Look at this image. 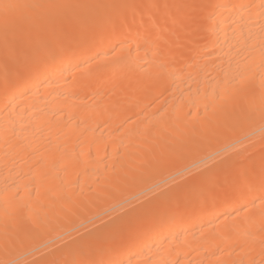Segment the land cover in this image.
Listing matches in <instances>:
<instances>
[{"label":"bare ground","instance_id":"1","mask_svg":"<svg viewBox=\"0 0 264 264\" xmlns=\"http://www.w3.org/2000/svg\"><path fill=\"white\" fill-rule=\"evenodd\" d=\"M135 1L0 0V223L6 219L29 233V223L41 229L72 205L71 188L75 192L91 182L101 195L112 175L102 171L103 158L109 164L115 159L116 173L130 161L131 150L119 144L128 140H121L124 136L140 145L139 137L156 135L170 122L194 125L209 112L213 121L206 129L245 111L264 117V0H208L194 18L185 14L194 13L188 4L203 0H162L160 7L144 0L138 9ZM164 5L166 17H148L150 8ZM187 18L202 22L190 30ZM188 27L183 35L198 37L188 40L193 48L175 39ZM179 43L189 47L172 49ZM164 90L168 95L157 109L122 126L106 122L120 109L138 110ZM252 167L247 186L237 185L226 201L215 197L201 221L185 210L175 213L172 206L168 218L157 212L148 224L129 231L123 243L103 246L104 254L99 247V256L87 248L80 258L68 254L59 264H264V173ZM225 202L243 206L222 212Z\"/></svg>","mask_w":264,"mask_h":264},{"label":"rangeland","instance_id":"2","mask_svg":"<svg viewBox=\"0 0 264 264\" xmlns=\"http://www.w3.org/2000/svg\"><path fill=\"white\" fill-rule=\"evenodd\" d=\"M143 1L144 0H136L134 7L137 5L136 7L138 9L140 5L145 3ZM155 1H157L156 6L159 5L160 7L162 0H154V2ZM165 1L168 2L169 0ZM172 1L173 0H171V2ZM182 1L184 2V0H181V2ZM207 1L208 0H203L200 4H188L190 7L195 8L193 9L194 13H191L190 11L191 14H185L187 16L190 15V17H192L193 14H196L195 16H199L200 14L197 15L198 12H196V8L203 9V3H206ZM154 2L153 5H155ZM158 2L160 3L158 4ZM186 3L188 2H185V4ZM173 4L170 3L171 8L174 10L172 6ZM165 6L166 5L161 6V9L158 10H156V7L154 9L150 8L152 12H149L148 17L153 16L154 13H158L154 16H158V20H162L161 17H166L169 13L168 7L166 9L167 12L165 11L167 13L166 15L164 11H162L163 8H166ZM180 6H178L177 9ZM184 6L185 5H183V7ZM132 9L131 14L133 15L134 10L137 9ZM180 12L184 14L185 11L180 10ZM136 14L134 13V15ZM141 14L144 15L143 17H147V14ZM174 14L176 15V13ZM185 14L183 17H185ZM194 15L192 18H194ZM190 19L191 18L188 19L190 30H192V25L193 27H196L200 22H202L200 20V22L197 23V20L200 19L197 18V20L193 21V19L192 23H190ZM168 21H165V23L167 24ZM168 23L170 24V22ZM189 27L187 30L182 29L185 31L179 30L178 33H176V31V34H174L178 37L175 38L174 36V38H178L177 40L181 39L180 41H185L184 43L187 41L189 45L193 44L191 42L192 40H198L197 33L195 34L194 32H191V36L183 35L186 33L188 34ZM166 29L168 30V28ZM102 30H105V28L98 30L97 34H99ZM172 30H170L171 33ZM185 36L188 38L187 40H185ZM189 39L191 40L190 42L188 41ZM174 45H172V49L175 50L181 47H189L187 44L179 47L178 45H180V43ZM191 47L193 48L196 46ZM142 89L144 88H141V90ZM167 95L168 91H157L156 94L151 96V98L149 97L150 99L148 98L153 102L147 99L144 103L146 105L140 106L138 110L131 111L132 113H130L127 109L124 111H121L120 109V113L118 114L119 116L121 115L120 119L119 116L116 115L115 117H109L106 122L109 124L111 123L114 126L125 125L127 121H132L138 116V114L140 115L141 113H145L146 110H154L158 107V102L164 99ZM124 104L125 103L122 104V107ZM201 113L202 112L198 111V115H201L199 116L200 118L204 116L201 118L202 121L197 123L198 120L196 119L194 120V122H196L194 125L192 122L188 123L187 121L185 122L186 124H183L182 122L183 125L178 127L180 123L170 122L167 124L169 127L171 126L170 128L166 127L167 125L161 127L160 131H158L162 132L161 134L157 132L155 135V131H153L154 133L150 132L153 135L148 133L149 136L152 135L153 137L151 136L148 139H145L147 141L144 140V137L146 136L147 138L148 134L141 136L143 137L142 139L139 135H137V137L140 138H138L139 141H141L140 145L137 144L139 142L136 138H133L135 141L137 140L136 143H133L134 140L129 143L128 141L132 138L129 139L127 135V137L124 136L121 140L128 138V140H124L127 141V144L124 141L119 144L122 148H126L125 150L128 153L131 150L132 153L128 160H130L132 164H129L130 161L126 162L125 170H123L124 168L119 169L120 172L117 170L116 173L113 169L115 167V159L112 161L109 160L111 163L109 164L107 163L108 160L106 161L105 158H103V163H105L106 166L108 164L107 167H110V169L105 167L104 164V167L107 169H104L103 167L102 171L105 170L106 172L107 170V174L109 173V170L110 172L112 171L111 178H107V182L109 183V185H107L108 188L105 186L104 190L101 192L103 195H99L97 194L99 192L96 193V191H94L95 189L91 186V182H89L90 186L85 184L84 189V186H76L77 190L75 187V192H73L74 187L71 188V191L67 194V196L72 197V199L69 197L68 199L73 200L76 198V201H71V206L62 208V211L55 216L54 220L48 222L49 224H43L41 229L29 223L28 226L31 228L29 233L25 228H21L19 231L20 228L10 225L6 219H3L6 224L4 222L0 223V264H59L66 261V257H69L68 254L80 258V256L85 254L87 248L88 251L93 248V252L95 249L94 255H96L99 251L98 247L100 250H104L105 247L103 246L113 245L118 242L123 243L124 240H126V236H128L127 234H129V231L134 230L133 232H136L141 226L148 224L151 221L150 218L152 219L157 212L159 213L161 211L164 214L165 211L167 216H165V214L164 216L165 218H168L171 215L170 210L172 209V206L175 213H185V211L187 213L190 212L194 218L197 217V220L201 221V219H204L207 214L211 212L213 207L212 205L216 202L215 197H218V199L224 197L221 199L226 201L228 197L233 194V191L235 192V187L237 185L240 184L242 186V184H247L246 180L250 175L249 170H253L252 166H257L255 169H262V173H264L263 116L260 118L255 115L251 116V113L248 114V111H245L244 114L236 116L235 119L231 117L229 119L230 122L227 119L228 125H226V123L225 125H222L223 127L218 126L219 128L216 127V129L209 127L210 129H206V126L209 125L206 122L209 120H211V122L213 121V112H209V117L206 114L202 116ZM200 118L198 119L200 120ZM110 119L113 121L111 122ZM231 120H233L232 122H234V125H232ZM211 122L209 123L212 124ZM231 126H233L232 129ZM180 128H182L181 133L175 134L174 131H172L176 129L180 130ZM189 130H191V132ZM123 142L130 149L125 147V145L123 147ZM111 144L115 145V142L109 143L106 148L107 151L111 148ZM138 145L141 146V150L138 148ZM169 145L171 146L169 147ZM133 147H137V149H134ZM134 150L136 153H134ZM118 153L116 155L117 158L115 157L116 160L118 159V156L122 154L121 149H119ZM130 157L133 159H130ZM151 161H154L153 165L151 164ZM250 167H252V169H249ZM101 172L99 174H101ZM96 175L98 176V173ZM97 176H95L96 179L94 178L95 181H93V185L98 181ZM262 176L264 179V174H262ZM76 191H78L79 194ZM205 192H207L206 196H208V198L203 197L204 199H201L202 201L200 200L199 203L197 198H200V195L205 194ZM76 193L78 194V197L76 196ZM254 193L256 195V192ZM73 194H75V196ZM227 195L228 197L226 199L225 196ZM255 195L254 197L259 196L258 193L257 196ZM250 198H252L251 195L246 200H249ZM240 203L241 202L226 203L225 206L223 205L220 208L222 209V212L227 211V209L228 211L236 212L237 210L235 208H239V205L243 206V204ZM178 204H180V206H178ZM174 205H177L179 208ZM168 208L170 210L167 212ZM220 208L219 210H221ZM203 212H206L207 214L205 215ZM2 224L4 228L1 227ZM188 226L191 227V224ZM184 248L190 253H195L194 249L190 248L192 252L188 250V246L187 248L186 246ZM79 252H81V254ZM103 252L104 251L101 250L102 254H104ZM99 255L100 254L98 253V256Z\"/></svg>","mask_w":264,"mask_h":264}]
</instances>
